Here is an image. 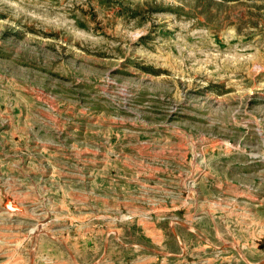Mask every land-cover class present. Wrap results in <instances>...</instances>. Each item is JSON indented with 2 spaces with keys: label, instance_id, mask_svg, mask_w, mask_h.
Wrapping results in <instances>:
<instances>
[{
  "label": "rangeland",
  "instance_id": "obj_1",
  "mask_svg": "<svg viewBox=\"0 0 264 264\" xmlns=\"http://www.w3.org/2000/svg\"><path fill=\"white\" fill-rule=\"evenodd\" d=\"M0 264H264V0H0Z\"/></svg>",
  "mask_w": 264,
  "mask_h": 264
},
{
  "label": "water",
  "instance_id": "obj_2",
  "mask_svg": "<svg viewBox=\"0 0 264 264\" xmlns=\"http://www.w3.org/2000/svg\"><path fill=\"white\" fill-rule=\"evenodd\" d=\"M6 206L11 210L20 209L16 204L11 203V201H8Z\"/></svg>",
  "mask_w": 264,
  "mask_h": 264
}]
</instances>
